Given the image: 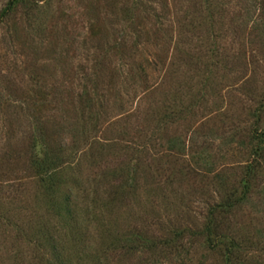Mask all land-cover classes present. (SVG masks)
<instances>
[{
	"label": "rangeland",
	"instance_id": "rangeland-1",
	"mask_svg": "<svg viewBox=\"0 0 264 264\" xmlns=\"http://www.w3.org/2000/svg\"><path fill=\"white\" fill-rule=\"evenodd\" d=\"M11 1L0 0V264H48L43 228L68 264H225L197 235L209 212L239 241L234 264H264V163L250 165L264 0ZM48 149L73 169L58 180L67 207L37 175Z\"/></svg>",
	"mask_w": 264,
	"mask_h": 264
},
{
	"label": "trees",
	"instance_id": "trees-1",
	"mask_svg": "<svg viewBox=\"0 0 264 264\" xmlns=\"http://www.w3.org/2000/svg\"><path fill=\"white\" fill-rule=\"evenodd\" d=\"M20 1L22 0H12L9 3L8 10L12 9V7L17 5ZM259 112H264V100L262 101ZM261 122V114H258L255 128H253L251 132V140L254 143L252 149V161H250L251 167L255 164L261 165L264 163V129L261 128ZM44 143L46 142L44 141ZM44 143L42 145H44ZM41 154L42 156H38L36 161V167L38 168L37 175L40 177L41 182L48 186L47 189L54 192L55 201L63 200L67 207L72 199V191L67 190L58 193L62 188V184H60L58 180L62 179L64 176L63 174L66 171H73V169H71L72 167H69V164L66 165V162L63 161L62 153H56L55 151L52 152L48 149L41 152ZM239 198L238 191L235 189L232 193L227 194L223 199L224 202L217 205V208L221 210L223 214L230 213L238 206V204H240ZM209 215V219L207 220L203 231L197 235L202 236L203 240H205L206 248L209 251L221 254L225 264H234L236 251L241 249L239 241H236L234 237L219 233L221 229L215 213L209 212ZM40 236L42 241H44L49 248V253L46 254L48 257V264H68L64 259V253L61 251L62 249L59 247L60 244H57L56 236L53 235L48 228L41 229ZM181 236L182 234L180 233L176 235L178 238H181Z\"/></svg>",
	"mask_w": 264,
	"mask_h": 264
}]
</instances>
